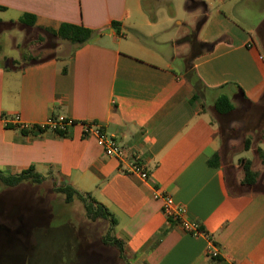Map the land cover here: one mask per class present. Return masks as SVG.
Returning a JSON list of instances; mask_svg holds the SVG:
<instances>
[{
	"label": "crops",
	"instance_id": "obj_1",
	"mask_svg": "<svg viewBox=\"0 0 264 264\" xmlns=\"http://www.w3.org/2000/svg\"><path fill=\"white\" fill-rule=\"evenodd\" d=\"M250 3L0 0V172L55 173L62 186L89 195L115 219L130 264H264V181L243 184L230 135L224 145L214 122L225 116L216 110L219 98L255 105L264 95L254 29L240 26ZM25 15L35 18L33 27L21 22ZM62 24L96 35L76 50L66 41L70 53L30 62L23 52L6 53L10 35L56 37L49 31ZM15 116L28 129L2 122ZM60 116L101 125L127 157H106L79 125L38 129ZM136 155L147 181L126 174ZM159 193L183 206L203 235L168 220ZM213 250L218 258L209 257Z\"/></svg>",
	"mask_w": 264,
	"mask_h": 264
},
{
	"label": "rangeland",
	"instance_id": "obj_2",
	"mask_svg": "<svg viewBox=\"0 0 264 264\" xmlns=\"http://www.w3.org/2000/svg\"><path fill=\"white\" fill-rule=\"evenodd\" d=\"M250 4L244 12L247 22L241 20L240 26L247 24L254 29L264 60V0H251ZM10 36L11 46L6 53L23 52L24 62L44 59L58 49L65 53L72 50L64 49L66 41L49 34L16 32ZM13 42L20 44V51L15 50ZM230 102L235 111L215 119V127L224 145L225 135H230L232 159H240V172L244 174L241 162L251 161L259 180L264 181V162L258 153L264 152V95L255 105L237 96ZM61 186L55 173L43 174L40 183L28 179L17 187L0 182V264H130L118 249L104 244L108 234L114 236L110 222L92 219L77 197L68 203L58 192ZM261 187L259 183L255 189Z\"/></svg>",
	"mask_w": 264,
	"mask_h": 264
},
{
	"label": "trees",
	"instance_id": "obj_3",
	"mask_svg": "<svg viewBox=\"0 0 264 264\" xmlns=\"http://www.w3.org/2000/svg\"><path fill=\"white\" fill-rule=\"evenodd\" d=\"M21 22L27 26L33 27L35 25V18L30 15H25L21 19ZM113 26L117 27L118 24L114 23ZM49 32L61 40L69 42L74 50L89 43L90 40L96 35V32H93L92 30L71 24H62L57 32L51 30ZM216 110L220 115H227L234 110V106L227 97L223 96L217 101ZM248 145L249 141L246 142L247 150L249 149ZM258 153L263 158L264 162V152L262 150H258ZM244 174V185L253 186L259 180V173L252 169L251 161H246L244 165ZM28 179H32L34 182L40 183L43 179V175L35 172L33 169L24 171L19 175H5L0 172V182L8 187H17ZM58 192L65 195L66 201L68 203L73 202V200L77 197L85 204V208L88 214L92 216V219L108 220L112 229H114L116 225L115 219L104 206L98 204L89 195L81 194L69 185L61 186L58 188ZM103 241L105 245L118 249L121 257L125 258L124 245L119 239L108 234V236L105 237Z\"/></svg>",
	"mask_w": 264,
	"mask_h": 264
},
{
	"label": "built area",
	"instance_id": "obj_4",
	"mask_svg": "<svg viewBox=\"0 0 264 264\" xmlns=\"http://www.w3.org/2000/svg\"><path fill=\"white\" fill-rule=\"evenodd\" d=\"M2 122L6 126L15 124L22 130L28 129V126L22 122L19 116L5 118L2 120ZM74 125H79L82 128V133L85 138H95L106 157L113 158L120 162L124 161L127 157L128 150L123 147L115 138L108 135L101 125L96 123L74 122L60 116L58 118H50L45 125L39 127L38 129H51L55 132L64 133L69 127ZM126 174L138 176L144 181H147L149 177L145 170V166L142 164L140 157L137 155L134 156L128 164ZM156 199L162 202V210L166 218L172 223L178 225L183 232L194 237L203 235L200 224L190 220L187 216L186 209L176 203L172 196L165 193H159L156 195ZM218 256L219 255L216 250L209 252L210 258H218Z\"/></svg>",
	"mask_w": 264,
	"mask_h": 264
}]
</instances>
